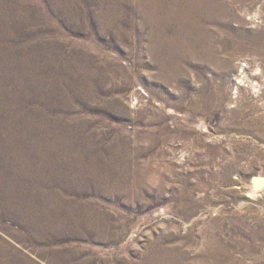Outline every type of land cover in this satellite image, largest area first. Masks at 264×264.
<instances>
[{
  "label": "rangeland",
  "instance_id": "1",
  "mask_svg": "<svg viewBox=\"0 0 264 264\" xmlns=\"http://www.w3.org/2000/svg\"><path fill=\"white\" fill-rule=\"evenodd\" d=\"M150 1L0 0V264H203L208 231L264 264V0L194 57Z\"/></svg>",
  "mask_w": 264,
  "mask_h": 264
},
{
  "label": "bare ground",
  "instance_id": "2",
  "mask_svg": "<svg viewBox=\"0 0 264 264\" xmlns=\"http://www.w3.org/2000/svg\"><path fill=\"white\" fill-rule=\"evenodd\" d=\"M235 2L245 3L246 0H237V1L227 0L226 2H218V0H151L150 4L153 8L152 15L155 17V20L158 23V29L160 34L165 35L166 28L170 24L173 23L177 24L182 31H184L185 33L188 32L187 38L190 40L189 44L187 43L185 44L183 51L196 52V54L192 53L194 54L192 55L194 57L197 55V51H200L199 45H202L206 42L207 48L209 49L210 48L209 44L212 43L211 40H207V38H205V36L203 35L202 33L204 31L203 26L205 24H208L210 19L214 17L216 14L220 15L223 12L221 6H223L226 9H232ZM175 37H177L180 40L178 47L181 50L183 46L181 41V34L176 33ZM166 42H167V46L171 44L169 39H167ZM238 50L240 49L235 48L232 54H235ZM169 53H174V52H169ZM174 55L175 54L170 55V57L173 58ZM263 189H264V180L262 179L255 180L254 183L250 186L251 194H256V192L261 191ZM214 225H218V224L215 223ZM215 234L213 232L209 233L208 231L207 234L202 236L203 245L199 250L198 255L196 256V261L202 262L203 264H218L220 262L224 264H244L241 260L242 257L237 256L236 250H233L232 248L229 247L228 241L222 239L221 237ZM238 242L240 245L243 244L242 241H238ZM249 246H252L253 249L251 247L250 249L252 250L249 252L248 251L249 248H248L247 249L248 252L246 254H248L250 257H256V253H257L256 249H258L257 240H254L253 243ZM172 251H162L159 253L156 252L150 254L149 256L147 255L146 260L141 262V264H185L184 253L176 252V250L175 252Z\"/></svg>",
  "mask_w": 264,
  "mask_h": 264
}]
</instances>
